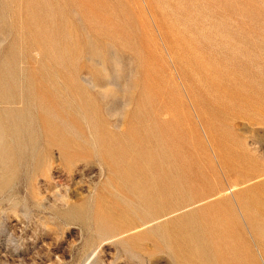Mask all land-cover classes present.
I'll return each instance as SVG.
<instances>
[{
  "label": "rangeland",
  "instance_id": "374dc122",
  "mask_svg": "<svg viewBox=\"0 0 264 264\" xmlns=\"http://www.w3.org/2000/svg\"><path fill=\"white\" fill-rule=\"evenodd\" d=\"M261 181L264 0H0V264H184L232 184L264 264Z\"/></svg>",
  "mask_w": 264,
  "mask_h": 264
},
{
  "label": "crops",
  "instance_id": "0c3cea01",
  "mask_svg": "<svg viewBox=\"0 0 264 264\" xmlns=\"http://www.w3.org/2000/svg\"><path fill=\"white\" fill-rule=\"evenodd\" d=\"M245 191V188L240 189L237 184L227 185L217 191L212 201L202 209L196 208L189 212L188 217L194 214L200 217L198 222L187 220L185 223H178L180 226L184 224L189 232L184 238V241L188 243L187 249L178 251L183 254L181 256L189 258L185 262L181 261L182 263L238 264L241 262V242L236 236L233 219L244 220L248 217L247 208L242 199ZM209 211L214 213V216L210 217L214 222L211 229H208L207 225L201 221L207 219L206 212ZM229 211L231 213H228ZM209 233L213 239H209Z\"/></svg>",
  "mask_w": 264,
  "mask_h": 264
}]
</instances>
